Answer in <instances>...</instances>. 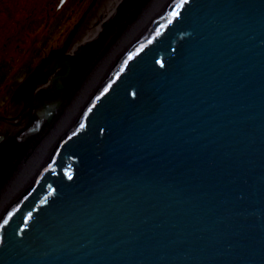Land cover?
Wrapping results in <instances>:
<instances>
[{
    "label": "water",
    "instance_id": "95a60500",
    "mask_svg": "<svg viewBox=\"0 0 264 264\" xmlns=\"http://www.w3.org/2000/svg\"><path fill=\"white\" fill-rule=\"evenodd\" d=\"M161 10L107 61L124 26L69 33L13 91L0 264H264V0Z\"/></svg>",
    "mask_w": 264,
    "mask_h": 264
},
{
    "label": "rangeland",
    "instance_id": "374dc122",
    "mask_svg": "<svg viewBox=\"0 0 264 264\" xmlns=\"http://www.w3.org/2000/svg\"><path fill=\"white\" fill-rule=\"evenodd\" d=\"M104 1L0 0V132L20 122L22 111L9 100L41 58L59 49L71 32L76 34L68 53L96 26L104 25L99 32L105 33L106 26L118 24L126 0L102 20Z\"/></svg>",
    "mask_w": 264,
    "mask_h": 264
},
{
    "label": "bare ground",
    "instance_id": "6f19581e",
    "mask_svg": "<svg viewBox=\"0 0 264 264\" xmlns=\"http://www.w3.org/2000/svg\"><path fill=\"white\" fill-rule=\"evenodd\" d=\"M120 1L121 0H105L103 2L102 8L99 11L100 12L99 13V17H101L100 19L106 20L107 17H109V16L111 17V14L114 11H116V9H118L117 6H118V4H119ZM167 1L168 0H148L146 3L145 2L143 3V0H134V1L133 0H126V1H124V3H127L128 2V4H131L130 9L128 10V9H125V8H120V13H123V17L118 21V24L117 25H115L113 27L106 26V28L107 27H110V29H109L110 31L107 33V35L105 37V40L107 39V37H108V35L110 33H114V32L117 33V32H119L117 30H119L123 26H124V28L122 29L121 33H124V34H123L122 38H120L119 41L116 42V44L112 45V47H109L110 50L106 54V56H105L106 58L104 57L105 58V61H107L109 58L112 59L120 51L119 49L120 48L122 49L123 47H125L127 45V43H129L128 41H130V39H132V37H134L136 35V33H140L141 31H145L146 28L149 26V24L154 19L153 17L156 16L158 13H162L163 12V10H161V9H163L165 7V4L167 3ZM139 3H143V5H140ZM142 7H143V9H142ZM139 8H141V9H139ZM139 10H143V11H141L139 13L138 18L134 22H132L131 24H129L128 18H130V17L133 18L134 15L139 12ZM117 12H118V10H117ZM132 13H134V14L132 15ZM125 26H127V29L126 30H125ZM102 27H103V29L105 28L104 25H99V26H96L95 28H93L91 31L87 32L88 34L83 37L82 41H80L78 43V45L79 44H83V43H85L87 41H90L91 39H94L95 37H97L98 34L100 33L99 31H100V29ZM107 31H108V29H107ZM127 38H129V39H127ZM105 40H104V42H105ZM117 50H119V51L116 52ZM94 73L97 76V70L96 69H95ZM82 89L83 90L81 91V93L84 92L85 88H82ZM76 98L73 99V101H72V102H74V106L75 107H77V105L80 102H82L83 100H85L87 98V96L85 97V94H83L81 98H79V97L77 99ZM67 122H68V120L66 119L65 122L62 125V118H61V120L59 118V120L54 124V127L55 128L53 129L52 133H50L48 135V139L46 140V143L44 141V143L41 144L42 145L41 146V149L39 148L36 151L35 154L39 153L41 150L43 152H45L47 146H49L48 143H49L50 138H53L54 135H55V133L58 132V131H60V129H61L62 126L67 125ZM14 129H16V127L11 126V127H9V128L6 129V132H11ZM22 178H21V181L23 182L24 180H22Z\"/></svg>",
    "mask_w": 264,
    "mask_h": 264
},
{
    "label": "flooded vegetation",
    "instance_id": "af4514ba",
    "mask_svg": "<svg viewBox=\"0 0 264 264\" xmlns=\"http://www.w3.org/2000/svg\"><path fill=\"white\" fill-rule=\"evenodd\" d=\"M9 128V127H8Z\"/></svg>",
    "mask_w": 264,
    "mask_h": 264
}]
</instances>
